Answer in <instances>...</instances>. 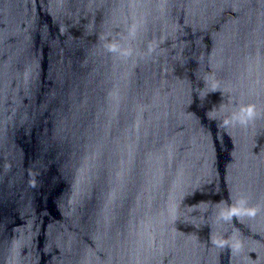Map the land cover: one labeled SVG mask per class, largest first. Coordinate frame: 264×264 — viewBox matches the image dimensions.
<instances>
[{"label": "clouds", "instance_id": "1", "mask_svg": "<svg viewBox=\"0 0 264 264\" xmlns=\"http://www.w3.org/2000/svg\"><path fill=\"white\" fill-rule=\"evenodd\" d=\"M255 116V107L254 106H248L244 109H242L241 114L234 117V120H236L240 124H246L248 120L252 119ZM227 124L228 121H225ZM239 207H232L227 214H222V218L225 220H230L232 219L233 216H241V215H247L249 217H254L259 209L257 207H247L246 206V201L241 200L239 202ZM215 244L218 246H224L226 243L223 240H214L213 241ZM234 248H239L240 244L237 241L234 245Z\"/></svg>", "mask_w": 264, "mask_h": 264}]
</instances>
